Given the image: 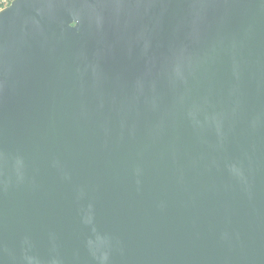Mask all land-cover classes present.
<instances>
[{"label": "water", "instance_id": "1", "mask_svg": "<svg viewBox=\"0 0 264 264\" xmlns=\"http://www.w3.org/2000/svg\"><path fill=\"white\" fill-rule=\"evenodd\" d=\"M0 264H264V0L1 8Z\"/></svg>", "mask_w": 264, "mask_h": 264}, {"label": "built area", "instance_id": "2", "mask_svg": "<svg viewBox=\"0 0 264 264\" xmlns=\"http://www.w3.org/2000/svg\"><path fill=\"white\" fill-rule=\"evenodd\" d=\"M12 0H0V9L9 5Z\"/></svg>", "mask_w": 264, "mask_h": 264}]
</instances>
